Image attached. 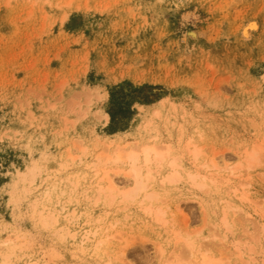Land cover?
<instances>
[{
    "label": "rangeland",
    "instance_id": "rangeland-1",
    "mask_svg": "<svg viewBox=\"0 0 264 264\" xmlns=\"http://www.w3.org/2000/svg\"><path fill=\"white\" fill-rule=\"evenodd\" d=\"M260 140L264 0H0V264H179L184 251L187 264L179 234L224 248L222 264H264V149L228 181L190 177L210 156L246 163ZM143 141L168 142L179 178L165 177L168 156L149 195L123 198L132 179L97 155ZM241 180L245 195L232 192ZM113 231L127 242L110 254L96 242Z\"/></svg>",
    "mask_w": 264,
    "mask_h": 264
},
{
    "label": "bare ground",
    "instance_id": "bare-ground-1",
    "mask_svg": "<svg viewBox=\"0 0 264 264\" xmlns=\"http://www.w3.org/2000/svg\"><path fill=\"white\" fill-rule=\"evenodd\" d=\"M251 24V23H250ZM246 25V24H245ZM252 25V24H251ZM253 26V25H252ZM246 27H250L249 25L248 26H246ZM254 27H256V26H254ZM252 28V27H251ZM243 29V28H242ZM246 29V28H245ZM106 117H108V115H107V113H106ZM138 125V124H137ZM116 133H118V132H116ZM263 135V134H262ZM156 137V136H155ZM153 138V137H152ZM262 139V138H261ZM127 141H128V139H127ZM144 142V141H143ZM168 143V142H167ZM167 143H163L164 145H163V147H160L161 145H155L154 143H152V142H144V143H138V144H136V145H133V146H129V147H127L126 146V142H124L123 144L124 145H118V144H116V146L114 147V148H111L110 146H111V144H110V142H107V143H105V148L103 147V150H101L99 153H98V155H97V157L99 158V160L98 161H101L100 159H102L103 160V162H102V164L104 165V163H111V164H114V165H122L123 166V168H121L120 166H114V167H112V168H114V171L113 170H111V168L110 167H103V170H102V175L100 176V177H102V178H105L106 179V188H107V190H108V193H109V191H113V190H115L116 189V187H117V184L118 183H120L121 181L123 182V180H121L120 182H119V180L118 179H115L113 176H115L116 177V173L118 172L119 173V171H124L123 173L124 174H126V175H129L130 176V178L132 179V181H133V187L131 188V190L129 189V187H128V189L126 190V192L125 191H122L121 192V194H123L122 196H123V198L124 197H132V196H134V194H136V193H138L139 191H141V190H143L144 189V191H145V188H146V186L148 185H150V183H149V179H150V182H151V180L153 179V172H154V168L153 169H151V166L152 165H158V164H160V165H162L161 163L169 156H171V155H168V154H171V153H169L170 152V146H165V145H167ZM189 143H190V141L189 140H187V142L185 143L186 144V146H188L189 145ZM254 143V142H253ZM159 144V143H158ZM189 147V146H188ZM111 148V149H110ZM187 149V148H186ZM263 149H264V140H260L259 142H255L254 144H252L251 145V147L250 148H247V149H245L244 150V157L242 158V161H243V159H244V161H246V163L244 162L243 164L241 163V162H238L237 164H235V166H232V165H230V164H228V161H225V159H222V161H225L223 164H222V166H221V164H219L218 163V161H216L217 159H216V157L215 156H210V159H209V161H207V159L205 160V163L206 162H208V163H206L205 165H206V169H205V172L208 174H200V172H193V173H191L190 174V172H188L187 171V173L188 174H190V177L193 179V181H192V183L193 182H195V183H193L195 186H197V184L199 185V186H205L206 184H207V182H205L204 181V179L205 178H207V180L209 179L210 180V182L212 181V182H217V181H221L223 178H225V180H229L230 178L232 179V175L234 176H236L237 175V177L238 176H241L240 175V173L241 172H239V175H238V170H241V169H239L240 167V165H246V166H248V168L250 167H253L255 164H257L259 161H260V159H262L261 157V154H262V151H263ZM108 150H110V151H108ZM187 150H189L191 153L190 154H192L193 155V157L194 158H192L191 160H193V159H195L197 156H198V154H199V149L196 147V146H192L191 148H188ZM99 151V150H98ZM96 153V154H97ZM94 155H95V153H94ZM263 155V154H262ZM173 156V155H172ZM170 157L169 159L167 158V164H169L170 165V167L172 168V171H170V172H172L170 175L168 174V176L166 175L165 177H167L168 178V181H170L169 179H175L176 177L177 178H179L178 177V169L176 170L175 169V167L178 165V163H177V160H179V157ZM93 157H96V155L95 156H93ZM177 159V160H176ZM197 159V158H196ZM97 160V159H96ZM190 160V161H191ZM198 160V159H197ZM241 160V159H240ZM191 162H193V161H191ZM197 162H199V161H197ZM202 162V161H201ZM94 163H95V161H94ZM94 163H93V165H94ZM97 163H99V162H96V164ZM203 163V162H202ZM96 164H95V166H96ZM180 164V163H179ZM192 164V163H191ZM194 164V163H193ZM196 164H198V163H196ZM201 164V163H200ZM204 164V163H203ZM203 164H201V165H203ZM238 164H240V165H238ZM204 165V166H205ZM180 165H178L177 167H179ZM197 166V165H196ZM203 166V167H204ZM241 166V167H242ZM245 166V168H247ZM98 166H96L95 168H97ZM99 167H101V166H99ZM98 167V168H99ZM169 166H168V168L169 169H171ZM193 167V166H192ZM200 167H202V166H200ZM157 168H160L159 167V165L157 166ZM32 169V168H31ZM34 169H36L37 170V167L36 168H34ZM101 169H102V167H101ZM100 169V170H101ZM193 169V168H192ZM203 169V168H202ZM217 169H222V170H227L226 172H227V174L228 175H223V174H220V173H218L219 172V170H217ZM243 169V168H242ZM252 169V168H251ZM97 170V169H96ZM33 172H34V170H32ZM109 171H113V174L111 173L110 175H109ZM121 171V172H122ZM151 171H153V172H151ZM158 171V170H157ZM167 171V170H166ZM197 171V170H196ZM203 171V170H202ZM215 171V172H214ZM242 171H245V170H242ZM246 171H247V169H246ZM251 171V170H250ZM168 172H169V170H168ZM204 172V171H203ZM223 172V171H222ZM226 172H224L225 174H226ZM152 173V174H151ZM244 173V172H243ZM246 173V172H245ZM250 173H248L247 175L250 177V175H249ZM111 175H113V176H111ZM98 176V177H99ZM189 176V175H188ZM229 176H231L230 178H229ZM246 175H244V178H243V180L245 179L246 180V178L248 177H245ZM99 177V179H101ZM152 178V179H151ZM190 178V179H191ZM200 178V180H198ZM227 178V179H226ZM104 179V180H105ZM166 179V178H165ZM237 179V178H236ZM238 179H241V177L240 178H238ZM237 179V182L238 181H240V180H238ZM162 180V179H161ZM163 180H164V178H163ZM167 180V179H166ZM176 180V179H175ZM224 180V179H223ZM224 180V181H225ZM227 180V181H228ZM243 180H241V182L239 183V185H238V183H234L235 184V186H233L232 187V189H233V193L234 192H236V193H241V195H245V194H247L246 192L244 193V189L243 188H241L240 186H242V187H244L245 185H244V183L245 184H247L249 181H243ZM249 180H251V179H249ZM147 181H148V184H147ZM226 181V182H227ZM236 181V180H235ZM243 181V182H242ZM211 182V183H212ZM219 182H218V184H219ZM206 183V184H205ZM209 183V182H208ZM224 183V182H223ZM100 185H102V184H100ZM217 185V184H216ZM228 185V184H227ZM98 186H99V184H98ZM207 186H209V185H207ZM218 186V185H217ZM100 187V186H99ZM98 187V188H99ZM213 187V186H212ZM216 187V186H215ZM101 188V187H100ZM201 188V187H200ZM202 189V188H201ZM230 189H231V187H230ZM104 190V188L102 189V191ZM117 190V189H116ZM128 190H129V192H128ZM131 191V192H130ZM116 192H118V191H116ZM146 192V193H145ZM144 192V194H147V195H149L147 192L148 191H145ZM149 192H151V191H149ZM154 194H155V192L154 191H152ZM151 192V193H152ZM105 193V192H104ZM153 193L151 194V196H153ZM99 194V193H98ZM112 194V193H111ZM111 194H109L110 196H112ZM114 194H115V192H114ZM116 194H118V193H116ZM120 194V195H121ZM108 194H107V196H109ZM105 196V195H104ZM115 196V195H114ZM156 196V195H155ZM235 196H237V195H235ZM240 196V194L237 196V197H239ZM236 197V198H237ZM241 197V196H240ZM111 198H113V196L111 197ZM242 198V197H241ZM241 198H239L240 200H242ZM244 198V197H243ZM247 198V197H246ZM245 199V198H244ZM251 200V199H250ZM249 200V201H250ZM254 200V199H253ZM253 202H255V200L253 201ZM228 203H230L229 201H228ZM227 203V204H228ZM250 204H251V202H250ZM230 205V204H229ZM232 205V204H231ZM228 205H226V207H227ZM224 207H225V205H224ZM225 207V208H226ZM227 208H229V207H227ZM232 208H233V206H232ZM236 208H240V206L239 207H236ZM145 209H147V212H148V208L145 206ZM145 209H143L144 211H145ZM231 209V208H230ZM234 210H235V208H233ZM233 209H232V211H233ZM242 208H240V210H241ZM224 210V209H223ZM231 211V212H232ZM236 211H237V209H236ZM239 211V210H238ZM158 212H160V211H158ZM225 211H223L222 213H224ZM227 213H228V211H226ZM161 213V212H160ZM233 213H234V211H233ZM247 214H248V212H247ZM233 215V214H232ZM231 215V216H232ZM248 215H250V214H248ZM155 216H157V217H160V215H155ZM154 216V217H155ZM223 216V215H222ZM156 217V218H157ZM161 218V217H160ZM233 218H234V216H233ZM232 218V219H233ZM158 219V218H157ZM223 219V221L224 222H228V220H226L227 218H225V216L222 218ZM230 219H231V217H230ZM248 219V218H247ZM250 219V218H249ZM159 220V219H158ZM162 220H164L163 218H162ZM250 220H252V219H250ZM248 221V220H247ZM243 223V222H242ZM248 223V222H247ZM263 225V224H262ZM250 226V225H249ZM255 227H256V225H254ZM246 229V231H247V225H246V227H245ZM244 229V228H243ZM256 229V228H255ZM260 229V226H259V228H258V230ZM262 229H264V226H262ZM173 230V233H174V229H172ZM245 230H241V232L242 231H245ZM250 230V229H249ZM264 231V230H263ZM118 232V231H117ZM120 232V231H119ZM115 232L113 231V232H111V233H104L105 235L104 236H102V237H100V238H98L97 239V242H96V244H99V245H101V244H104V243H108L107 245H108V248H109V253L111 254V251L113 252V254H114V250H116V249H114L113 250V245L115 244V243H117L120 239H122V238H120L118 235H117V237H116V233L114 234ZM258 233V232H257ZM119 235H121L120 233H118ZM242 234H245L244 232H242ZM241 234V235H242ZM247 234H249V233H247ZM125 235V234H124ZM180 235V234H179ZM177 236V234L175 235V237L177 236V238H179V239H184L183 240V244L182 243H179V244H181V248H182V250L180 251V253L183 251V250H186V251H188V257H186V260H185V262L187 263V264H222L223 263V261H225V260H223V258L224 259H226L227 260V257H229V255H231V253L230 254H228V256H227V254H225V250L224 251H222L221 249V251H219L220 253H219V256H216V257H214V256H211V255H209L208 254V252H207V250L208 249H210V247H211V244H210V242L209 243H204V241H201L200 242V240H199V242L200 243H198L197 241H196V239L195 238H193V237H188V236H183L182 237V235L181 236ZM251 235H253V234H251ZM122 236V235H121ZM254 236H256L255 234H254ZM257 236H259V234H257ZM262 236V235H261ZM260 236V237H261ZM248 237V236H247ZM253 237V236H252ZM264 237V236H263ZM124 238H127V237H124ZM251 239H253V238H251ZM251 239H250V241H251ZM255 239V238H254ZM123 240V239H122ZM174 240H176V239H174ZM178 240V239H177ZM8 241H10L9 240V238H7V239H4V240H2L1 241V243H4V244H7L8 243ZM124 241V240H123ZM179 241V240H178ZM255 241V240H254ZM124 242H127V241H124ZM175 242V241H174ZM16 243V242H15ZM176 243V242H175ZM174 243V245L176 246V244ZM120 244V243H119ZM118 244V245H119ZM106 245V244H105ZM123 245V243L120 245L121 247H124V246H122ZM125 245V244H124ZM183 245V246H182ZM174 246V247H175ZM243 246V245H242ZM99 247V246H98ZM126 247V246H125ZM178 247V246H177ZM244 247V246H243ZM120 247H118L117 249H119ZM251 248V247H250ZM120 249H122V248H120ZM119 249V250H120ZM237 249H238V252H239V248L236 246V251H237ZM124 250H126L125 248H124ZM228 251H230L229 249H227ZM235 250V249H234ZM105 251H106V249H105ZM117 251V250H116ZM162 251V250H161ZM232 251V250H231ZM240 251H242V250H240ZM121 252L123 253V255H122V253H120V255H122V257H123V259L125 258V256H124V251L123 250H121ZM163 252V251H162ZM161 252V253H162ZM233 252V251H232ZM8 253H10L11 254V252H8ZM8 253H5L4 254V256H9L10 254H8ZM108 253V252H107ZM117 253H119L118 251H117ZM177 253V252H176ZM226 253H227V251H226ZM229 253V252H228ZM237 253V252H236ZM112 254V255H113ZM239 254H240V252H239ZM111 255V256H112ZM120 255H117L116 254V256H119L120 257ZM174 255H175V253H174ZM174 255H170V256H173L174 257ZM177 255H179V252H178V254ZM176 255V256H177ZM180 256H182V257H184V258H182V257H180ZM185 256H186V252L184 251L183 253H181V255H179L178 257H177V259H178V261H180L181 260V263H179V264H185L184 263V259H185ZM109 257V256H108ZM114 258H115V256H113ZM166 257V256H165ZM113 258V259H114ZM164 258V257H163ZM167 258H169V257H166V259H161L162 261H160V262H162V263H160V264H166V262L167 261H169ZM111 259V258H110ZM110 259H108L107 260V262H106V264H110ZM116 259V258H115ZM172 259V258H171ZM176 259V258H175ZM180 259V260H179ZM118 260V259H117ZM122 260V259H121ZM120 259H119V261H121ZM250 260H251V257H250ZM176 261V260H175ZM125 262V261H124ZM123 262V260H122V263L121 264H125ZM248 262V261H247ZM168 263H172V262H168ZM173 263H174V261H173ZM178 262H176V264H177ZM239 263H243V262H239ZM175 264V263H174ZM254 264V263H253Z\"/></svg>",
    "mask_w": 264,
    "mask_h": 264
},
{
    "label": "trees",
    "instance_id": "trees-1",
    "mask_svg": "<svg viewBox=\"0 0 264 264\" xmlns=\"http://www.w3.org/2000/svg\"><path fill=\"white\" fill-rule=\"evenodd\" d=\"M114 96V90L113 91H111V97H113ZM111 104H113V105H115V103H114V99H112L111 100ZM111 108H113L112 106H111ZM119 106H115V108H113L114 110L112 111H110V115H111V119H112V117H113V114L117 111V110H119Z\"/></svg>",
    "mask_w": 264,
    "mask_h": 264
}]
</instances>
